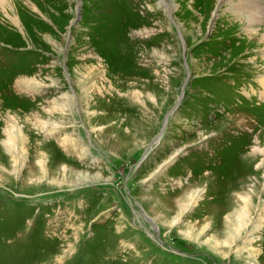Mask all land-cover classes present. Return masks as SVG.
<instances>
[{"label": "rangeland", "instance_id": "374dc122", "mask_svg": "<svg viewBox=\"0 0 264 264\" xmlns=\"http://www.w3.org/2000/svg\"><path fill=\"white\" fill-rule=\"evenodd\" d=\"M166 1L0 8V264H264V22Z\"/></svg>", "mask_w": 264, "mask_h": 264}, {"label": "bare ground", "instance_id": "6f19581e", "mask_svg": "<svg viewBox=\"0 0 264 264\" xmlns=\"http://www.w3.org/2000/svg\"><path fill=\"white\" fill-rule=\"evenodd\" d=\"M185 1V0H184ZM225 1H227V0H216V3H218L219 5H221L223 2H225ZM229 1V0H228ZM227 1V2H228ZM234 1V0H233ZM241 2H239V4H237V3H234V2H230L229 4H231V5H233V8L235 9V10H240L241 11V13H243V15H244V18L247 20V26L250 28V27H252L253 29H254V25L255 24H257L258 22H264V8H263V6H262V2L260 3V1L259 0H240ZM248 1V2H247ZM8 2V0H0V8H2V5L3 4H5V3H7ZM161 2L162 3H164V5L165 6H168L169 4L167 3V1L166 0H161ZM246 4V5H245ZM8 5V4H7ZM34 22V21H33ZM260 40L261 41H263L264 42V33H261V35H260ZM263 81V87H264V79L262 80ZM83 89V88H82ZM84 93H86V91H84ZM69 99V98H68ZM11 142V141H10ZM11 144V143H10ZM253 154V153H252ZM251 157V156H250ZM252 158V157H251ZM251 160V159H250ZM251 162V161H250ZM248 163V162H247ZM248 171V173H251V172H253L254 171V169L253 168H251L250 169V167L248 168V167H245L244 166V170H241L239 173H240V175L242 176V178L244 177V181L247 179L246 178V176H247V174L245 175V176H243L246 172ZM257 169H256V173H257ZM255 173V174H256ZM257 182H259V180L257 181ZM256 185V184H255ZM256 187V186H255ZM253 189H254V187H253ZM250 199V198H249ZM250 201H251V199H250ZM250 201H247L246 200V205H247V203L248 202H250ZM259 204L257 203V205H256V211L257 210H260L261 209V207H262V205H264V200H261V199H259ZM246 205H244L243 207H241L240 208V210L239 211H237L238 213H236V218H237V220H239V222H238V225L240 226V227H243L244 228V226H245V224H246V217H248L247 215V209H246ZM261 215H260V213L259 214H257V218L259 219H261V217H260ZM259 221V220H258ZM253 222V221H252ZM257 222V221H256ZM248 223V222H247ZM255 223V221L253 222V225H251L252 226V229L253 230H255L256 228H258V227H260V225H259V223L258 224H254ZM247 225V224H246ZM248 228V226H246L245 227V229H247ZM238 230V229H237ZM240 230V229H239ZM242 232V231H241ZM233 236V235H232ZM248 236H250L251 238H253V237H255L253 234H250V235H248ZM236 237H238V235L236 236ZM233 240H235V239H233ZM248 244H249V247L250 246H252L251 245V243H249L248 242ZM233 249V248H232ZM254 250V248H253V246H252V249H251V251H253ZM235 251H237V249L235 248Z\"/></svg>", "mask_w": 264, "mask_h": 264}, {"label": "water", "instance_id": "95a60500", "mask_svg": "<svg viewBox=\"0 0 264 264\" xmlns=\"http://www.w3.org/2000/svg\"><path fill=\"white\" fill-rule=\"evenodd\" d=\"M168 12H169V11H168ZM169 15H170V12H169ZM182 95H183V90H181L178 99H177L176 102L172 105V107L169 109V111L165 114V116H164V118H163L162 126H161L159 132L157 133V135H161V134L163 133V130H164V128H165V124H166V122H167V119H168L169 116L174 112V110L177 108V106L180 104V102H181V100H182ZM161 136H162V135H161ZM159 139H160V138H159ZM155 145H156V144H155ZM155 145H154V146H155ZM147 146H148V145H147ZM151 148H153V147H151ZM151 148H149L148 150L144 151V152L140 155V157H139V159H138V162H139L141 159H143V158L145 157V155L147 154V152H148Z\"/></svg>", "mask_w": 264, "mask_h": 264}]
</instances>
